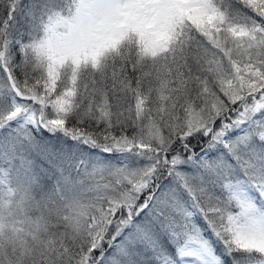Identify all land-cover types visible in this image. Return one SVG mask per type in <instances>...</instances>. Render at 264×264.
<instances>
[{
  "label": "snow or ice",
  "instance_id": "1",
  "mask_svg": "<svg viewBox=\"0 0 264 264\" xmlns=\"http://www.w3.org/2000/svg\"><path fill=\"white\" fill-rule=\"evenodd\" d=\"M0 264H264V0H0Z\"/></svg>",
  "mask_w": 264,
  "mask_h": 264
}]
</instances>
